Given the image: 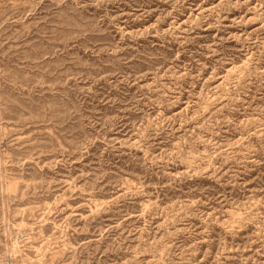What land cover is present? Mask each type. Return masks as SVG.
<instances>
[{
	"label": "rangeland",
	"instance_id": "obj_1",
	"mask_svg": "<svg viewBox=\"0 0 264 264\" xmlns=\"http://www.w3.org/2000/svg\"><path fill=\"white\" fill-rule=\"evenodd\" d=\"M0 264H264V0H0Z\"/></svg>",
	"mask_w": 264,
	"mask_h": 264
}]
</instances>
